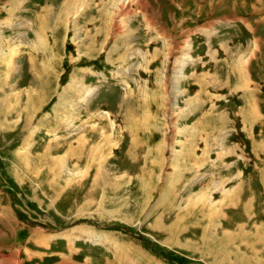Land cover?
I'll return each mask as SVG.
<instances>
[{
  "label": "rangeland",
  "instance_id": "rangeland-1",
  "mask_svg": "<svg viewBox=\"0 0 264 264\" xmlns=\"http://www.w3.org/2000/svg\"><path fill=\"white\" fill-rule=\"evenodd\" d=\"M190 151L202 173L239 158L254 198L264 0H0V264H262L210 252L259 236L252 210L216 229L166 183Z\"/></svg>",
  "mask_w": 264,
  "mask_h": 264
},
{
  "label": "crops",
  "instance_id": "crops-1",
  "mask_svg": "<svg viewBox=\"0 0 264 264\" xmlns=\"http://www.w3.org/2000/svg\"><path fill=\"white\" fill-rule=\"evenodd\" d=\"M141 143H144L142 141ZM191 152V151H190ZM205 153L204 151L202 154ZM183 154V155H182ZM197 152L191 154L183 153L179 154L177 161H183L184 158L182 156L184 155H193L194 157L191 158L189 157L187 159L188 166L180 167L181 169L178 171H182L183 173L186 172L187 176L189 175L190 177L187 178L186 176L183 175V178L180 177V182L178 185L173 186V183L166 182L169 186L172 187L173 190H185L187 194H191L192 196L194 193L193 191H204L205 194L202 196L203 199L199 202L200 209L203 211L204 209H207L209 206L217 207L218 209L221 210L222 215L218 217V219L215 220V228L216 229H221L223 227H227V225H235L236 222H234L233 217H231L229 213H241L243 210L246 213H250L252 210V217L250 221L253 224V228L257 229L259 231L260 235L259 236H254L251 234H246L247 238L244 241V238H242L245 234H241V229L238 231H232V230H227L224 232L222 236L217 238L216 244L213 243V246H211L210 252L216 248V245H219V247H224L226 245V242L229 243V246H234V240H236V247L240 245H245L247 248H249V251L247 252H242V254L249 255L246 256L247 261L250 263L253 262L255 263V258L258 257V255H263L262 253L264 252V169L260 170L258 172V177H257V183L259 185V190L257 192L252 193L254 195V198L250 201H247V205L243 206L244 200L246 198L245 194V183H244V169L243 167L239 168V158L236 163L231 166V169H229V166H227L223 172V174H219L216 172V170L210 172L207 171L206 173H202L199 169L195 168L192 165V160L195 162L196 159L199 158L196 156ZM239 156V155H238ZM236 156V157H238ZM235 166V167H234ZM234 167V168H233ZM195 168V172H194ZM194 172V175L192 173ZM182 174V173H181ZM217 175L223 176L226 181H215L214 184L211 182L214 178H218ZM231 178V182L229 183ZM186 178V180L184 179ZM214 185V186H213ZM262 189V190H261ZM248 193V192H247ZM231 201V205L229 206V202ZM180 207V206H179ZM177 206V209L179 208ZM230 207V208H229ZM244 213V212H243ZM245 213V214H246ZM221 214V213H220ZM200 216V215H199ZM246 217V216H245ZM214 238V237H213ZM251 239V240H250ZM207 248L210 249V245L207 243ZM235 247V246H234ZM261 252V254H260ZM264 257V256H261ZM238 259V258H237ZM235 260L231 264H240L238 260ZM242 259H245L242 257ZM264 259H262L263 261ZM252 264V263H251ZM264 264V262L262 263Z\"/></svg>",
  "mask_w": 264,
  "mask_h": 264
}]
</instances>
